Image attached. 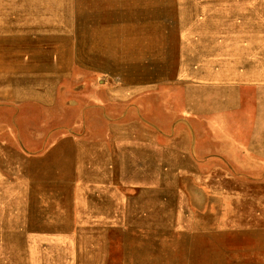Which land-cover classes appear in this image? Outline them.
Returning <instances> with one entry per match:
<instances>
[{
  "label": "rangeland",
  "instance_id": "rangeland-1",
  "mask_svg": "<svg viewBox=\"0 0 264 264\" xmlns=\"http://www.w3.org/2000/svg\"><path fill=\"white\" fill-rule=\"evenodd\" d=\"M195 188L264 215V0H0V264L188 237Z\"/></svg>",
  "mask_w": 264,
  "mask_h": 264
},
{
  "label": "crops",
  "instance_id": "crops-1",
  "mask_svg": "<svg viewBox=\"0 0 264 264\" xmlns=\"http://www.w3.org/2000/svg\"><path fill=\"white\" fill-rule=\"evenodd\" d=\"M115 98L126 100L128 96L116 94ZM194 179L206 182L215 178L205 174ZM144 193L161 197L159 203L164 206L165 190ZM174 193L179 197L181 209L187 207L190 212L188 219L181 218L188 222V237H139L135 240L144 246L136 248L128 247L130 238H124V247L119 250L122 260L116 264H264V215L245 190L190 189L187 204L183 199L185 190ZM128 202L113 199L110 215H117V208ZM149 244L153 247H146ZM130 255L135 257L132 262ZM110 264H113L111 255Z\"/></svg>",
  "mask_w": 264,
  "mask_h": 264
},
{
  "label": "bare ground",
  "instance_id": "bare-ground-1",
  "mask_svg": "<svg viewBox=\"0 0 264 264\" xmlns=\"http://www.w3.org/2000/svg\"><path fill=\"white\" fill-rule=\"evenodd\" d=\"M6 39V38H5ZM65 51V50H64ZM58 57V56H57ZM41 172V171H40ZM44 173V172H43ZM42 174V173H41ZM43 177V176H42ZM37 217V216H36ZM37 220V219H36ZM3 224V223H2ZM187 234V233H186ZM182 242V241H181Z\"/></svg>",
  "mask_w": 264,
  "mask_h": 264
}]
</instances>
